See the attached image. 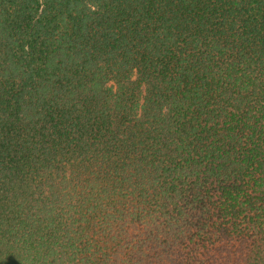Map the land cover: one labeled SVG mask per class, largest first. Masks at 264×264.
I'll use <instances>...</instances> for the list:
<instances>
[{"label":"trees","instance_id":"trees-1","mask_svg":"<svg viewBox=\"0 0 264 264\" xmlns=\"http://www.w3.org/2000/svg\"><path fill=\"white\" fill-rule=\"evenodd\" d=\"M0 264H264V0H0Z\"/></svg>","mask_w":264,"mask_h":264}]
</instances>
